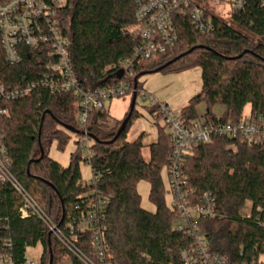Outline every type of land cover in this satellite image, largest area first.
<instances>
[{"label": "trees", "instance_id": "trees-1", "mask_svg": "<svg viewBox=\"0 0 264 264\" xmlns=\"http://www.w3.org/2000/svg\"><path fill=\"white\" fill-rule=\"evenodd\" d=\"M60 18L70 62L84 90L115 83L118 75L109 69L120 59L132 56L139 43L131 36L137 25L134 1L68 0ZM213 25L211 32L199 34L188 18L177 20L175 46L165 54L138 62L131 76L124 79L133 89L138 78L139 95L143 74H151L179 57L161 72L201 70V92L181 110L186 119L199 117L196 107L201 102L206 103L210 119H216L211 107L223 105L226 111L221 122L240 121L247 106L252 115L264 119V0H247L244 9L232 14L230 21L215 19ZM40 58V51L25 50L23 63L11 66L0 44V85L17 87L23 80L40 78L45 70ZM78 103L70 93L37 89L4 104L9 114L0 117L2 146L11 159L12 174L57 224L66 222L85 193L97 190L110 195L106 235L114 264H180L181 251L190 248L194 240L175 230L176 212L165 201L161 173L167 166L169 144L164 129L149 145V159L145 160L144 134L127 141L133 121L140 117L135 109L117 140L124 120L108 124L104 111L93 112L86 131L93 138L92 174L100 178L84 185L79 149L72 153L67 167L49 157L54 142L64 150L67 134L80 133L73 111L77 105L78 114ZM149 112L154 115L155 109L149 108ZM228 146L224 139L215 140L211 146H198L184 170L196 194L211 193L216 201L217 216L198 223L211 252L225 264H239L264 256V141L239 145L235 151ZM141 182L150 185L154 213L141 206L137 190ZM248 203L249 217H243ZM22 204L11 184L0 181V237L11 240L15 264H23L25 251L38 245L42 248L40 264H50L51 256V264H63L64 256L72 264H83L67 253L41 220L34 216L22 219ZM81 248L92 255L88 242Z\"/></svg>", "mask_w": 264, "mask_h": 264}, {"label": "built area", "instance_id": "built-area-1", "mask_svg": "<svg viewBox=\"0 0 264 264\" xmlns=\"http://www.w3.org/2000/svg\"><path fill=\"white\" fill-rule=\"evenodd\" d=\"M137 25L131 36L138 40L132 56L122 58L109 70L123 77L115 83L84 90L78 80L68 53V40L61 25L60 11L68 0H2L0 2V44L6 62L11 65L23 63L25 50L40 51L44 72L35 81L25 82L17 87L0 85V117L8 116L6 102L29 95L37 89H45L51 94L70 93L79 100L77 122L80 140L77 143L84 161L91 166L93 158V138L86 126L93 112L104 111L105 102L133 95L130 77L136 64L150 60L158 54H165L178 41L177 20L188 18L193 29L199 34H207L214 28L213 16L203 3L214 6L225 5L232 14L244 9L247 0H133ZM220 20V19H219ZM139 95H137L138 98ZM148 108L155 109L158 122L162 123L169 144L167 178L172 209L177 218L174 228L194 240L190 248L181 251L180 264H225L224 260L210 250L208 240L199 228V221L213 219L216 201L211 193L196 194L190 186L189 175L184 168L186 162L198 146H211L217 139L229 142L232 151L239 145H255L264 141V119L249 114L238 122H221L220 118L210 119L206 115L196 119H186L181 110L174 111L147 92L140 94ZM0 128V181L10 183L21 196L23 204L19 209L22 219L34 216L41 220L69 255L83 264H114L111 243L107 239V207L110 195L97 190L82 195L63 224H57L38 205L36 200L20 184L11 172L12 162L2 146ZM99 174L82 184H94ZM243 217H249V215ZM89 243L92 255L87 254L81 244ZM27 249L23 254V264H40ZM0 264H15L11 254V240L0 237ZM239 264H264V256L252 257Z\"/></svg>", "mask_w": 264, "mask_h": 264}, {"label": "rangeland", "instance_id": "rangeland-1", "mask_svg": "<svg viewBox=\"0 0 264 264\" xmlns=\"http://www.w3.org/2000/svg\"><path fill=\"white\" fill-rule=\"evenodd\" d=\"M209 8L210 13L220 20L230 21L231 13L223 4L221 6H214L213 4L203 3ZM202 89L201 70L199 68L190 69L183 72H158L142 76L139 79V96L142 92H147L157 98L161 103H165L170 109L174 111L182 110L188 102L198 95ZM138 96L135 110L140 114V117L133 121V124L127 134V141H135L140 134H144L142 139L143 148L142 155L145 160L149 159V145L156 142L158 138V131L163 129L162 123L153 118L149 112L148 104L142 102ZM132 100V93L125 97L112 99L105 102L104 112L108 116V124H115L117 121L124 120L130 108ZM77 105H74L73 111L77 115ZM196 110L198 115L204 116L207 112V105L201 102L197 105ZM226 108L223 105L217 104L211 107V112L216 118L223 117ZM251 114V107L247 106L244 110V116ZM69 140L64 150H60L57 142H54L50 147L49 157L60 163L63 167H67L70 163L72 153L78 150L77 143L80 140L78 135L73 133L67 134ZM85 153H82V159L79 162L82 181H90L92 178L91 166L84 161ZM162 181L165 189V201L167 206L172 209V197L168 189L167 170L164 167L161 173ZM138 193L141 196V206L144 210L154 213L156 208L149 199L150 185L147 182H141L137 187ZM251 204L248 203L246 208L242 211V215H249ZM41 246L30 250V254L38 261L39 254H41ZM63 264H72L68 256H64Z\"/></svg>", "mask_w": 264, "mask_h": 264}, {"label": "water", "instance_id": "water-1", "mask_svg": "<svg viewBox=\"0 0 264 264\" xmlns=\"http://www.w3.org/2000/svg\"><path fill=\"white\" fill-rule=\"evenodd\" d=\"M194 49L190 50L189 52H192ZM241 56H239L238 58H240ZM180 59L179 57L176 58L175 60L169 62L168 64L158 68L157 70H155L153 73H158V72H161L165 67L171 65L173 62H175L176 60ZM146 74V73H145ZM150 74V73H149ZM144 75V74H143ZM142 75V76H143ZM123 77V71H120L119 74H118V78L121 79ZM137 80L138 78L135 79V83H134V91H133V95H132V100H131V105H130V111L127 115V117L124 119L123 123L121 124L118 132H117V135L115 137L114 140H117L119 138V136L121 135V133L126 129L127 125H128V122L129 120L131 119V116L133 114V111L135 109V105H136V101H137ZM44 156V152L41 150V158H43ZM51 235V234H50ZM52 263V256H51V259H50V264Z\"/></svg>", "mask_w": 264, "mask_h": 264}, {"label": "crops", "instance_id": "crops-1", "mask_svg": "<svg viewBox=\"0 0 264 264\" xmlns=\"http://www.w3.org/2000/svg\"><path fill=\"white\" fill-rule=\"evenodd\" d=\"M153 116V115H152ZM154 118V117H153Z\"/></svg>", "mask_w": 264, "mask_h": 264}]
</instances>
